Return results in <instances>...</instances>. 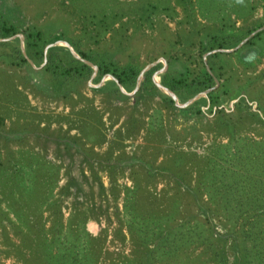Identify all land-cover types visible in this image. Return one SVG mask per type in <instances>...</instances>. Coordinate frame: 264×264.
<instances>
[{"label": "trees", "instance_id": "obj_1", "mask_svg": "<svg viewBox=\"0 0 264 264\" xmlns=\"http://www.w3.org/2000/svg\"><path fill=\"white\" fill-rule=\"evenodd\" d=\"M178 1L188 14L196 10L201 18L218 19L219 25L208 26L199 36L201 54L209 53L206 61L201 57L197 70H190L183 63L175 67L174 60L168 61L159 82L182 100L210 88L207 96L187 106H177L152 78L160 64L144 72L134 95H159L168 108L191 113L198 102H207L211 111L224 100L219 91L227 90L221 87L225 83L213 87L215 77H219L213 70L214 58L228 53L211 50L235 46L256 27L238 30L233 26L231 15L244 17L255 8L256 0ZM6 2L10 1L0 0V7L6 6ZM90 11L93 17L98 14ZM17 32L24 35L26 55L19 44L5 39ZM53 32L37 24L23 27L0 11V58L26 68L27 79L30 73L39 76V80H35L38 91L65 100H70L74 94L83 96L82 85L93 73L92 65L82 58L97 66L94 79L110 73L126 90L135 87L142 64L130 59L121 63L112 51L85 49L79 39L62 30ZM262 38L264 28L251 35L234 53L243 46L259 43ZM55 40L67 41L81 58L68 47L57 44L44 51L45 45ZM28 58L36 65L42 64L35 68ZM239 58L249 61L247 55ZM97 88H108L112 96L120 99L128 97L114 79ZM4 89L0 84V92ZM195 109L201 111L199 106ZM216 112L211 127L225 128L228 140L217 143L210 153L175 147L165 150L156 163V156L151 161L136 157L143 166L136 168L130 162L132 184L120 187L114 184V173L122 157L118 155L115 161H105L110 185L106 188L98 177L100 193L105 207L109 204L107 196L111 195L117 222L113 234L128 243V251L107 249L106 234L101 227L99 233L87 229L86 220L92 217L98 221L103 213L101 202L73 199L65 214L64 208L68 205L64 197L75 194L77 189L72 188L79 185L71 169L64 167L66 180L59 183L61 163L33 147L22 146L28 132L43 127L20 122L19 118L7 124L0 115V138L4 146L0 147V244L5 246L0 250L16 256L22 264H264V140L235 135L236 123L224 115L222 108L218 107ZM61 140L69 150L72 141ZM85 160L92 167L93 161L87 157ZM157 176L170 182L169 191L165 188L156 191L141 181L144 178L153 182ZM121 194L122 207L119 208L117 201Z\"/></svg>", "mask_w": 264, "mask_h": 264}, {"label": "rangeland", "instance_id": "obj_2", "mask_svg": "<svg viewBox=\"0 0 264 264\" xmlns=\"http://www.w3.org/2000/svg\"><path fill=\"white\" fill-rule=\"evenodd\" d=\"M9 1L6 6L0 7L1 13L8 19L23 27L37 24L51 28L53 33L62 30L68 36L79 39L80 45L85 49L112 51L119 62L130 59L142 64L141 69L155 61L151 66L160 65L153 72L152 78L154 76L158 81L160 73L168 66V61L174 60L175 67H180V63H183L190 70H197L201 57L206 61V55L209 53L207 51L201 54L199 36L208 26L219 25L218 19L201 18L196 10H190L188 14L178 0ZM90 10L98 14L93 17ZM231 15L234 17L233 26L236 29L247 30L256 26L252 30L254 31L264 25V2L256 0L255 8L244 17H235L233 13ZM5 38L19 44L24 50L22 32ZM49 43L68 47L59 40ZM49 43L45 45L44 51L50 46ZM236 49L225 51L228 53L214 58L213 70L219 77H215L216 83L213 87L217 88L220 83H225V86L221 87L227 89L225 92L219 91L224 99L222 103L217 107L213 106L209 111V103L198 102L192 108L193 113L168 108L159 95H134L144 76L140 77L138 87L133 92L131 91L134 88H124L126 92L121 90L128 95L121 99L112 96L108 88H97L114 78L107 73L96 80V72L82 85L83 96L74 94L73 98L65 100L46 95L35 86V80L38 81L39 76L30 73L27 79L26 68L0 58V84L5 88L0 92V115L7 124L12 119L19 118L20 122L27 121L32 126L43 127L37 128L35 132H28L22 146L33 147L40 154H46L55 162H60L59 183L66 180L64 167L71 169L79 188L73 187V190L77 189L75 194L64 197L68 205L64 208L65 214L69 212L73 199L101 202L103 213H100L98 221L89 217L85 224L87 229L92 233H99L101 227L106 234L104 244L107 249L128 251V243L121 242L113 234L117 222L111 195L107 196L109 204L105 207L104 196L100 193L98 177L106 188L110 185L105 161H115L118 155L122 157L114 173V184L120 187L132 184L130 162H133L132 166L136 168L143 166V162H139L136 157L141 156L145 161H151L156 156V163L164 156L165 150L175 147L201 154L210 153L217 143L228 140L225 128L211 127L214 125L218 107L224 110L225 116L236 123L233 127L235 135L264 140V38L259 43L243 46L238 53H234ZM242 55H247L249 61L241 60L239 56ZM29 59V63L35 68L42 64L36 65ZM160 90L168 94L162 88ZM200 92L202 91L184 100L174 93L175 104L184 107L200 97L207 96L206 93ZM194 95L197 97L187 102ZM197 106L200 107V112H196ZM36 132L39 135H36ZM63 138L72 141L69 150L64 148L61 140ZM2 144L0 138V147L4 148ZM85 157L93 161L92 167ZM94 175H97V178ZM141 181L156 191L163 188L170 190V182L167 183V179L159 176L153 182L144 178ZM106 190L109 194L108 189ZM117 203L121 208L122 194ZM1 247L5 246L0 244V249H3ZM0 264L22 263L11 253L0 250Z\"/></svg>", "mask_w": 264, "mask_h": 264}, {"label": "water", "instance_id": "obj_3", "mask_svg": "<svg viewBox=\"0 0 264 264\" xmlns=\"http://www.w3.org/2000/svg\"><path fill=\"white\" fill-rule=\"evenodd\" d=\"M262 28H264V25L263 26H261V27H259L258 29H255L254 31H252L250 34H249V36H247V37H245L244 39H242L235 47H233V48H216V49H213V50H211V51H216V50H220V51H222V50H224V51H228V50H233V49H236L241 43H243L246 39H248L251 35H253L256 31H258L259 29H262ZM1 39V38H0ZM6 39V38H5ZM59 41H61V42H63V43H65L68 47H69V49L71 50V52L75 55V56H77V57H80L75 51H74V49H73V47L67 42V41H65V40H59ZM48 45H52V43H49ZM47 45V46H48ZM46 46V47H47ZM23 51V53L25 54V52H24V50H22ZM26 55V54H25ZM81 58V57H80ZM83 60H85L86 62H88L89 64H91L92 66H93V73L92 74H94L95 72H96V70H97V66L95 65V64H92L90 61H88V60H86L85 58H82ZM28 61H31L29 58H28ZM154 62L155 61H152V62H150L149 64H147L143 69H141V71H140V73L138 74V76H137V79H136V84H135V87H134V89L131 91V92H133L137 87H138V84H139V79H140V77H143L144 76V71L146 70V69H148L152 64H154ZM110 77H113L114 79H115V81H116V83L118 84V86H119V88L122 90V91H125L126 92V90L124 89V87L120 84V82L117 80V78L116 77H114L112 74H110ZM153 80H154V82L156 83V85L158 86V87H160V88H162L164 91H166L175 101H176V95L174 94V92L172 91V90H170L169 88H167L166 86H164V85H162L159 81H158V79L156 78V77H154L153 76ZM212 88V87H211ZM210 88H208V89H205V90H203L202 92H200V93H206L208 90H209ZM198 95V94H197ZM197 95H194V96H192L187 102H191V101H193L196 97H197ZM186 102V103H187ZM178 103V102H177Z\"/></svg>", "mask_w": 264, "mask_h": 264}]
</instances>
